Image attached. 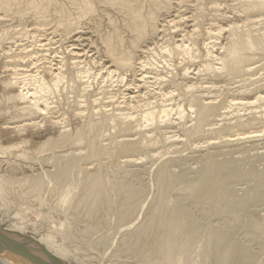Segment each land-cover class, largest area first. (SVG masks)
I'll use <instances>...</instances> for the list:
<instances>
[{"label": "bare ground", "instance_id": "1", "mask_svg": "<svg viewBox=\"0 0 264 264\" xmlns=\"http://www.w3.org/2000/svg\"><path fill=\"white\" fill-rule=\"evenodd\" d=\"M189 1L190 0H0V14H2V18H0V26L6 25V23H8V20H10V21H16V20L23 21V20H26V18H28L29 16L33 17L32 19H34L33 21L36 24L35 26L38 25L37 27H40V28L41 27L42 28L43 27L48 28V26H49V28H48V30H49L51 28L50 25H52V24L56 25L57 24L63 30L64 35L65 34L67 35V38L69 35H75L74 36L75 40L72 39L73 40L72 42L75 43V45H73V47H72L73 52L71 51L72 56L75 60V62H72L73 68L75 69L74 66H76L77 64L81 65V63L83 62V59H85V57H89L88 54L87 55L82 54L83 52L80 51L81 49L80 50L77 49V47H79L76 45L77 42L79 41V39L81 40V38L84 36L81 33L84 30L81 29L82 30L81 32L80 31L78 32V30L81 27V25L86 24L87 22L94 24V27H96L100 33L99 41L101 40V42H99V43L100 44L102 43V46H103L102 52H103V55L105 57L101 56L100 54H98V55H100L101 57H104L103 63H104V66H105L107 74H108L107 77H111V76H114V74H117V76H119V78H120V76L122 77V78H120L121 79L120 81L125 82L124 81L125 76L127 78V75L129 73L131 75L133 74L131 76L134 78L133 81L131 80V82H133V86H132V88H133L135 86V83L136 84L137 83L143 84L147 80L146 76H143V74H141V73H143L142 71L145 68V65H144L145 63H141L142 61L140 62V60L141 59L143 60L144 58L146 59V57L149 59V57L151 55H153V52H155V50H154V48H151V47H153L154 44L155 45L158 44V46H159L161 44V43L160 44L158 43L159 40L162 39L161 42H163V41L166 42L167 39L165 40L164 38L169 37L168 35H169V32L171 29L173 31V28H172L173 26L171 27L170 24H177V22L173 21L175 18L173 20L169 21L172 17L171 14L174 12V9L176 6H178L180 4H187ZM191 1H193V0H191ZM198 1L199 2L201 1L200 3H202L203 0H198ZM245 1L247 2V0H245ZM252 1L253 0L245 3L246 7H247V10H245L246 12H248V11L252 12V10L262 11L264 9V0H257L256 2L254 1V3H251ZM240 2H241V0H240ZM193 3H194V1H193ZM207 3H208V1H207ZM207 3H206V5L210 4V3H208V4ZM225 3H226V1H225ZM242 4H244V3H242ZM195 5L198 6V4H195ZM211 5H213V8L216 7V6H214V3L210 4V6ZM215 5H217V4L215 3ZM222 6H223V4H222ZM242 6H244V5H242ZM207 7H209V6H207ZM232 8H234V7H232ZM205 9H206V7H205ZM186 10H187V8H186ZM187 11L189 12L190 9ZM207 11H208V9H207ZM175 12L177 14L176 10H175ZM194 12H195V10H194ZM190 13L192 15V11ZM195 13H197V12H195ZM242 14H244V13H242ZM197 15H199V14H197ZM222 16H224V15H222ZM181 17H182V15H181ZM196 17H198V16H196ZM224 17H226V16H224ZM179 18L177 17V19H179ZM182 19L184 21L186 18H182ZM192 19H193V23L195 21H197V20H195L196 18H191L190 21H192ZM10 21H9V23H10ZM105 21L107 22L106 29H102V28H104L102 26L104 25ZM187 21H189V20L187 19ZM201 21H203V20H201ZM201 21H199V22H201ZM220 21H221V19H220ZM181 22H182V20H181ZM181 22L179 21L178 24ZM199 22H195V23H199ZM250 22H252V21H250ZM253 22H255V21H253ZM244 23H245V21H244ZM190 24L186 27H189ZM227 24H229V23H227ZM242 24H243V22H242ZM242 24H240V26ZM245 24H244V26H245ZM168 25L171 27V29L168 27ZM89 26L87 28H89ZM176 26H178V25H176ZM182 26H183V24H182ZM199 26L201 28V25H199ZM208 26H210V25H208ZM233 26L234 27L228 28V30L220 29L221 34H223L225 32L228 35L229 41L228 40H226V41H227V43L228 42L230 43V44H228V46L226 44H224V45H226L225 49H224L225 46L224 47L222 46L223 49L219 48V50H222V51L224 50V53L221 52L222 54L220 53V55H219V52L217 54V52L215 51L214 47L216 44H214V43H213L214 44V47H213L214 50L212 49L213 45L211 43V45H212V46L210 45L211 50L208 49V51H207V49H206L207 52L202 51V49L200 48V42L197 40L198 37L200 38L202 36H200L201 35L200 31H198L196 29V27H195V30L199 34H197L196 31L194 33L193 30H190L193 33L192 35H194V34L198 35V36H193L195 39L192 38L191 41L188 40V42H190L192 47H188L187 46L188 43L186 44V46H184V42L187 41V40H185V37L186 36L188 37V35H189L188 33L190 31L188 32V30L183 29V30H185V32H188L187 33L188 35H186V33L183 32L185 34V36H182V39L180 37L177 38L179 40L178 42H180L181 45L178 46L179 44L177 45L176 43H171V41H169L170 44L174 45V49L171 50L167 47L171 51L170 52L166 51V52H169L170 53L169 55L173 56L175 58V60L178 61L177 63L174 61V63H176V64H178L179 62L182 64L183 63L186 64L187 62H189V63L195 62V61H193L194 60L193 58H195V60H196V59H199L203 55L204 56L203 59H205V57H206V58H208V60L212 61L211 63L214 62L217 65H219L218 69H219L220 73L223 72L224 75L223 74L222 75L225 76L224 78L229 77L231 80L232 79L231 77H233V79L235 81H237L235 79L236 77L237 78L238 77L243 78V76L245 77L246 73L247 74L250 73L248 68L251 67V64L249 63L250 67H249V65H247L248 61H249L248 60L249 57H247V55H246L247 52H249L250 54H253L254 56H260L264 59V35H263V33H262V35L260 33L261 36L260 35L254 36L250 30L247 31L245 34H239L238 32H240V31H239L238 27H235L238 25L235 24ZM167 27H168V29H170L169 32H167L168 31V29H166ZM202 27H203V25H202ZM56 28H58V27H56ZM182 28H180V29H182ZM192 28H194V27H192ZM253 28H254V26H253ZM36 29H38V28H36ZM174 29L176 31L175 27H174ZM48 30H46V31H48ZM220 30H218V32ZM7 31H10V30H7ZM7 31L2 32L0 34V42L8 39L11 36L10 33ZM11 31H12V29H11ZM89 31H91V29ZM172 31H171V33H172ZM175 31H173V32L176 33ZM177 31L179 33H181L178 28H177ZM245 31H246V29L244 30V32ZM204 32H206V31H204ZM38 33H40V32H38ZM253 33H255V32H253ZM258 33H256V34H258ZM95 34H97V37H98V33H95ZM87 35H88V33H87ZM92 35H94V34L92 33ZM58 36H60V35H58ZM190 36H191V34H190ZM212 36H213V34H212ZM218 36H220V34ZM32 37H34V36H32ZM70 37H72V36H70ZM214 37H216V35ZM228 37H226L224 39H227ZM212 38L213 37H211V39ZM32 39L33 38H31V40ZM173 39H174V37H173ZM177 39H175V40H177ZM86 40L89 41L87 38H86ZM81 41H83V39ZM93 41H92V43L91 42L90 43L93 44L94 43ZM95 41H97V40H95ZM9 42L10 41H8V43ZM72 42H71V44H72ZM172 42H174V41H172ZM214 42H216V41L214 40ZM205 43H206V41H205ZM203 44H204V42L203 43L201 42V45H203ZM206 44H205V46H206ZM80 45L82 46L83 44H80ZM14 46H16V45H14ZM83 46H85V45H83ZM89 46L91 48V45H89ZM92 46H94V45H92ZM88 47H87V50H89ZM94 48H96V47H94ZM98 48L99 47H97L96 49H98ZM161 48H163V46ZM11 49H13V48H11ZM63 49H64V47H63ZM40 50H41V48H40ZM83 50H85V49H83ZM162 51H164V50H162ZM2 52H5V51H2ZM84 52L86 53V50ZM91 52H92V49H91ZM61 53H62V51H61ZM93 53L97 54V51L94 52V50H93ZM93 53H91V54H93ZM204 53H206V54H204ZM161 54H162V52H161ZM50 56H52V55H50ZM100 56L94 55V58L95 57L101 58ZM43 57H44V55H43ZM17 59H16V61H18ZM60 59H62V58H60ZM88 59L90 62L91 61L90 58H88ZM95 59L98 60L97 58H95ZM95 59H93L94 62H95ZM170 59H172V57ZM254 59L255 58H253V60ZM256 59H257V57H256ZM208 60H206V62H208ZM100 61H102V60H100ZM100 61H98V62L96 61L97 63H95V65H97ZM148 61L151 62L150 59ZM216 61H218L220 63L218 64ZM257 61H258V59H257ZM40 62L43 63L44 61L43 62L40 61ZM138 62H140V63H138ZM154 62H155V60H154ZM57 63H59V62H57ZM70 63H71V61H70ZM70 63H68V64H70ZM84 63H86V62L84 61ZM62 64H64V63L62 62ZM91 64H92V62H91ZM91 64H90V66H91ZM165 64H167V63H165ZM149 65H150V63H149ZM169 65H171V64H169ZM174 65L175 64H173V66ZM261 65L263 66V64H261ZM62 66H65V65H62ZM62 66H60V67H62ZM70 66L72 67V65H70ZM86 66H88V68H89V64H86ZM100 66H101V63H100ZM253 66H255V65H253ZM55 67H57V66H55ZM146 67H147V65H146ZM201 67H204V66H201ZM215 67L213 64H210L206 68L204 67L205 70H204V68H203V70H204V72L207 71L210 73V72L216 71L217 68H215ZM7 68H9V67H7ZM77 68H78V66H77ZM77 68H76V70H74L75 72L77 71ZM186 68H188V70H189V67H186ZM186 68L181 69L182 72L180 75H182V74L187 75L190 72V71L188 72V70ZM50 69H51V67H50ZM64 69H65L64 67L62 70L59 67H58V69L55 68V70L52 69L51 74L53 77H51V78H53V80L55 82L52 79H50V81H53L54 83L50 82L52 84L48 85L44 79H43V81L41 79L42 82L41 81L39 83L35 82L37 84L35 85V88H33V89H30L29 88L30 85L28 86V84L25 83L26 79L16 80L14 83H13V81L12 82H8V81L5 82L4 83L5 92H4L3 99L0 102V105L2 106V109H1L2 111L1 110L0 111L2 112V114L7 115L9 117L11 116L12 119H14V121H18L16 119H24L25 118L27 121H29L33 125L32 127H35V126L40 127V125H38L39 123H37V122L33 123V122L35 120L38 121L37 119H39V121H40L42 116H43V118H42L43 120H47L46 118L44 119V116L47 115L49 113V110H50L51 104L48 101H50L54 95L59 93V89H62V88H59V83L60 82L63 83L62 80L65 79V76H69L68 78L70 79V81L72 83H74L75 85H77V87L78 86L80 87L79 84L82 83L83 80L90 75V74H87L88 75L87 76L85 74L86 76H84L83 75L84 73H82V72H77V73L74 72V74H73V73L68 71V68L66 69V71H68V72L64 74V71H63ZM78 69L79 70L80 69L86 70L87 68L85 69V67H83V68H78ZM89 69L92 70L91 67ZM145 69H144V71H145ZM175 69H177V68H175ZM101 70H103V69H101ZM171 70L174 71L173 68ZM178 70H179V68H178ZM194 70H196V69H194ZM104 71H105V69H104ZM159 71H160V69H159ZM173 71L171 72L172 74L174 73ZM139 72H140V74H139ZM198 72H200V71L198 70ZM201 72H203V71L201 70ZM88 73H90V71H88ZM178 73H180V72H178ZM216 73H218V71H216ZM14 74H16V73H14ZM137 74H139V75H137ZM155 74H156V72H155ZM165 74H166V71H165ZM168 75H170V74H168ZM180 75H178V76H180ZM211 76H212V74H211ZM223 76L221 77L222 79H224ZM240 76H242V77H240ZM102 77H103V75H102ZM152 77H155V76H152ZM164 77H162V78L164 79ZM185 77L187 78V76H185ZM31 78L34 79L33 77H31ZM162 78H160V79H162ZM170 78H172V77H170ZM114 79H115V77H114ZM152 79H154V78H152ZM155 79L158 80L157 78H155ZM87 80H89V79H87ZM178 80L176 77H174L169 81H165V80H163V81H165V84L167 82L166 85L169 86L167 90L174 89V88H176V90H180V89L183 90V88L185 89L186 87H188V88L190 87L189 85L188 86L186 85V87L183 86L185 84H181ZM230 80H229V82H230ZM262 80H261V82L263 83ZM120 81H118V82H120ZM126 81H127V79H126ZM86 82H84V83H86ZM88 82L86 85H87V87H90V85L88 86V84H89ZM115 82H116V80H115ZM155 82H157V81H155ZM161 82H162V80H161ZM161 82H159V83H161ZM30 83L31 82H29V84ZM61 83H60V85H61ZM32 84H34V82H32ZM127 84L128 83H126V85ZM138 84L136 85L137 87L135 89H132L131 85L130 86L125 85V87H127V89H126L127 91L126 90L125 91L128 92V94L130 96L129 98L131 100H133L137 95L139 98V94L142 93V91L140 92V88H141L140 86L141 85L139 86ZM15 85H19V86L23 85V87L20 86L21 90L18 94L12 95L10 93V90L13 89V87H15ZM70 85H72V84L70 83L69 86ZM194 85H196V84H194ZM194 85L193 86L191 85V87L189 89L187 88L190 91V93L193 90L192 87H194ZM208 86L210 87V85H208ZM254 86H256V85H254ZM257 86H258V84H257ZM61 87H62V85H61ZM71 87H73V86H71ZM81 87H83V86H81ZM104 87H106V86H104ZM223 87H225V86H223ZM258 87H257V90L261 88V87L260 88H258ZM74 88H76V87H74ZM83 88H86V87H83ZM195 88H196V92L198 91V93H199V90L201 91V89H202L201 87H197V86H195ZM197 88H199V90H197ZM262 88L263 89H261V90L264 91V87H262ZM69 89H70V87H69ZM82 90L83 89H81V91ZM133 90L136 91V92L134 91L136 94L135 97H132V94H134ZM185 91H186V89H185ZM262 91L258 90L259 94L255 98V100H252L251 99L252 97L251 98H240L237 100L234 99L232 101L229 99L231 102L228 103L229 106L226 108L236 109V112H237V109H239V110L240 109L241 110L246 109V112H247V109L250 110L252 108H255L258 104L263 105V103H264V92L262 93ZM103 92H104V90H103ZM166 92L167 91H164L163 93H166ZM180 92H181V90H180ZM255 92H256V90H255ZM64 93H66V92L64 91ZM69 93L70 92H68V95H69ZM122 93L123 92H121V94ZM158 93L160 94V92H158ZM158 93H157V95H158ZM190 93L188 95H190ZM198 93H196V95L191 94L192 95V96L190 95L191 97H188L185 94H184L185 96L183 95V97L187 96V98H190V99H187L188 103H189L188 105L190 106L189 110L193 114L195 113V116H196V117L191 116L193 118V120H194V118L196 119V120H194L195 121V127H194V124L193 125L191 124L194 128H191L192 126L190 125L191 130L189 131L188 129H190V128L187 126L188 132L186 131V128H185L186 133L188 135H190L191 137L193 136L192 138L202 137V136L207 135V134H211V136H212V134L214 135L215 132H213V130H214V127L216 128V126H214V127L212 126L213 130L210 127H209L210 129H208L206 127H208L210 125H214L213 123H215V121L214 122L212 121L213 118L215 119V117H216L217 121H218V119H219L218 116L221 118L223 117L222 115H219L220 108L222 106L221 107L217 106L218 104L215 105L214 102L209 100L210 98L204 99V97H202V98L200 97L201 95L197 96ZM229 93H230V91H229ZM60 94H63V93L61 92ZM108 94H110V92ZM142 94L143 95H140V97L144 96L146 93L145 94L142 93ZM254 94H256V93H254ZM57 95H59V94H57ZM163 95L165 96V94H163ZM80 96H81V94H80ZM119 96L120 95H118V97ZM167 96H168V94L166 95L165 99H167ZM121 97L123 98V96H121ZM127 97H128V95H127ZM158 97H159V95H158ZM58 98H60V97H58ZM205 98H207V97H205ZM217 98H219V97L217 96ZM94 100H95V98H94ZM164 100H163V102H164ZM223 100H224V98H223ZM226 100H227V98H226ZM154 101L155 100L153 99V102ZM171 101H170V103H171ZM183 101H184V99H183ZM185 101H186V99H185ZM136 102L139 103L138 101H136ZM142 102H144L143 99H141L140 103H142ZM150 102L151 101L145 102V103H148V104H145V107L146 108L148 107L147 110H144L142 112H140V110H139L138 112H135L137 114L139 112L142 114L140 119L142 120V122L144 124H147V126H145V127H148V125H150V124H151L150 126H152V125L155 126L154 124H156V123H159V125H161L162 122L163 123L165 122L164 120L171 118L172 112L174 113L176 111L177 116L179 115L178 117H180L181 114L184 115V113H185V110L184 111L182 110L183 111L182 112L180 109L183 107L182 105H181L182 107L179 106V108L174 111L173 108L169 107L170 103L168 104L169 108H167V106H164V105L162 106L161 103H159L161 105V108H159L158 112H156L157 111L156 109H155L156 111H154L155 107L154 108L152 107V105H154V104H151L152 102L151 103ZM163 102H162V104H163ZM118 104H119V108H120L121 104L119 102H118ZM127 104L128 103L126 102V106H127ZM133 104L134 103L131 104L130 111H132V105ZM86 106L89 107V105H86ZM114 106H113V108H114ZM126 106H123V108ZM129 106L130 105H128L127 108ZM137 106H139V105L137 104ZM155 106L158 107L157 104ZM177 106L178 105H176L175 107L177 108ZM189 106H187V107H189ZM121 107H122V105H121ZM133 107H134V105H133ZM14 108H16V109H14ZM226 108H225V110H226ZM258 108L260 109V106L259 107L257 106L256 109H258ZM124 109L121 108L122 111ZM135 110L137 111V109H134V111ZM239 110H238V112H239ZM261 110H263V109H261ZM98 111H99V109H98ZM130 111L128 110V112H130ZM91 112L89 111L88 113H91ZM124 112H126V111H124ZM118 113H119V111H118ZM120 113H121V111H120ZM132 113H134V112L132 111L131 115L130 114H128L127 116L125 115L126 117L123 116L124 119L126 118L127 119L126 121H128V122H125V120H123V117H121L122 116L121 114L119 115L122 118V121L120 120V118L118 119V123H119L118 124L119 126H117V127H119V130H118L119 134L118 135L120 136L121 139L123 137H125V138H123L122 141L121 140L118 141V137H117L118 135H116L117 133L115 134L116 136L115 135L110 136V134H109L110 133V126H109L110 122L115 121L113 119H112V121L110 119H107V118H110L111 116L110 117L108 116L107 118L105 117L101 121L99 120L100 122L96 121V123L88 120L86 125H84L82 127V129H79L76 133H74V132L73 133H67V132L64 133V131L62 130L61 134L64 133L62 136H60L58 138L56 137V138H54L55 139L54 141H52V142L49 141V144L44 145V146H46L47 151L52 152L51 154L49 153L51 156L49 157L48 160H52V162H53L52 168L55 169L54 173H47L46 172V174L41 173L39 175L37 174L36 176L30 175L28 177L26 175V177H24L22 179H21V177H23L24 175L19 177L20 175L18 174L19 175L18 178H20L19 180L12 179V177H14V176L7 177V175H8L7 174L6 177L0 179V206H2L3 208H5V207L9 208L8 206H13L15 204H20L21 206H23L22 210L20 211L21 215H22L20 222H18L17 220L13 221V222H9L10 224H7L5 228L0 229V233L4 236V238L0 239V249H2V250H0V264H51V262L44 255V253L39 248V246H42L44 248V250L46 252H48L59 264H95V262H97V261H94L95 257L98 258L96 260H99L103 257L102 255L105 252L109 255V251L113 252L114 258H116V259L122 258L123 264H264V169H259L257 166V164H259L261 161L264 160V152H263L264 151V141L261 138H260L261 140L260 139L257 140L259 138L258 137L259 134L248 132V134L246 133V134H241V135H237V136H235L236 135L235 134L232 136L230 133V136L231 137L235 136V138L234 139L230 138V140H229V137L227 136L228 139H225V138H227L225 136V138H224L225 144L224 143L223 144L227 145V148H228V146H236L238 148V150H241L239 148L242 147V150H241V152H242V151L247 149V148L246 149L244 148L247 144L256 145V143H260L259 146H261L262 148H260V147L259 148H260V150L262 149V152L261 151L255 152V150H254L255 154H253L254 152L253 153L250 152V154H249V151L248 152L245 151V153H247L249 155L244 157V158L242 156H241L242 158H239V156L237 158L236 157H228L227 155H229L230 152H229V154L227 152H225V155L227 153V155H226L227 158L223 154L219 155L216 152H211V153L209 152L210 154H207V155L204 154V156L201 157L202 158L201 160L203 161L201 164L202 166H200V164L198 166L197 165L198 163L196 164L198 166L197 169L199 168L198 170H196V171L195 170L193 171L192 169H184L183 170V168H182L177 173L176 171L175 172L173 171L174 169H172V167L175 164L183 162L181 155H180L181 158L180 157L174 158L177 154L180 153V152L177 153L179 150H177V152L175 150V152L177 154H174L175 156L173 158L171 157L170 159H168L169 158L168 157L167 158L168 160H165V161H163V159H162V161H163L162 164H161V162L159 163V160L164 157L163 155L160 156L161 157L160 159H159V156L157 158L156 155L152 154V153H154L152 151H150V153H149L150 155H148L149 148L152 149L153 147H158L160 145L159 144L160 142H158L160 140L157 139V135H159L160 133L159 134H156V133H158L162 130L161 126L163 124L161 126L156 124L157 127L158 126L161 127V130H160V128H155V130H153V128H151V130L155 131V132H152V131L151 132L156 134V135L154 134L156 136V139L155 138L152 139L153 137H155L154 135H151V136H153L152 138H150V137L148 138V136H146L147 132L142 131V128H145V127H143L140 124V123H142L141 120H140V122H139V120L136 121L137 118L134 119L135 117L132 116ZM192 113L190 115H192ZM227 113H229V112H227ZM227 113L225 115H227V117H229L230 115ZM82 114H83V112H82ZM126 114H127V112H126ZM220 114H222V113H220ZM231 114H232V112H231ZM77 115H78V113H77ZM91 115H93V113H91ZM139 115L140 114H138V116ZM255 115H256V113H255ZM73 116H75V115H73ZM172 116H174V114H172ZM260 116L264 118V115L261 114ZM115 117H117V116L115 115ZM178 117H176V118H178ZM259 117L256 116V118H255V116H254L253 119L246 121L244 123L240 121L241 119L239 121L237 120L238 124L235 125L236 127L234 129H236V128H239V129L245 128L246 129L249 127H253L255 122L258 123L261 121ZM81 118H80V120H81ZM87 118H89V116H87L85 119L87 120ZM183 118H185V115ZM225 118L224 119L222 118L220 120H226ZM236 118H237V116H236ZM257 118L260 121H258ZM182 119L180 118V120H182ZM134 120L136 122H133ZM168 120H170L168 122H172L171 119H168ZM182 121H184V120H182ZM211 121L213 122L212 124H211ZM19 122H20V120H19ZM29 122H27V123H29ZM43 122L46 123V121H43ZM190 122H192V120L189 121V123ZM218 122H220V121H218ZM222 122L224 123V121H222ZM225 122L228 123L227 121H225ZM115 123H116V121H115ZM112 124H113V122L111 123V125ZM171 124L173 125L174 123H171ZM177 124H179V123H177ZM232 124H233V122H232ZM168 125H169V123H168ZM216 125H218V124H216ZM175 126H176V123H175ZM231 126L233 127L234 125H230L229 128H228V126L225 128H227V130H229V132H230L232 129ZM18 127H19V125H18ZM54 128H55V126H54ZM140 128H141V130H140ZM145 129H143V130H145ZM183 130H184V128H183ZM162 131H161V133L163 134ZM172 131L174 132V130H172ZM107 132H109L108 133L109 137L107 136ZM148 132L151 134L150 130ZM165 134H168V133H165ZM138 135L143 136L144 140L143 141L131 140L134 136H138ZM188 135H187V137H188ZM105 137L110 138L108 140L109 141L108 145L102 144L103 143L102 140ZM162 138H165V136ZM171 138H174V137L172 136ZM171 138H170V140H171ZM175 138L177 139V137H175ZM138 139H141V138L139 137ZM165 139H164V141H165ZM167 139H169V137ZM224 139H222V140H224ZM170 140L169 141L167 140V141L170 143ZM29 141H31V140H29ZM181 141H183V140H181ZM24 142H26V141H24ZM163 142H162V144H165V142L164 143ZM168 142H166V143H168ZM197 142H198V139H197ZM205 142H207V141H205ZM209 142H208V144H209ZM175 143H179V142L175 141ZM214 143H215V141H214ZM21 144L25 145L23 142H21ZM162 144H161V146H162ZM184 144H185V142H184ZM215 144H211L210 147H212V146L215 147ZM16 145L17 144H15V146H13L10 149H6L2 145L3 148L2 147L0 148V154L4 156V155H10V154L15 155V154L23 153L24 152L22 150L23 148L20 149V147H18L20 145H17V146ZM28 145H30V144L28 143ZM77 145H78V147L80 145L86 146L87 153L85 150V151H83L86 153L85 155L83 152H82L83 154L79 152L82 155H78L75 151L77 149H78V151H79V149L81 151L82 148H81V146L78 148ZM179 145H182V143H179ZM33 146H34V144H33ZM38 146H40V145L38 144ZM74 146H76V148H77L76 150H74V148L72 149V147H74ZM171 146H172V144H171ZM216 146H217V144H216ZM6 147H8V146H6ZM23 147L25 148V146H23ZM183 147H186V146L184 145ZM168 148H170V147H168ZM193 148H194V146H193ZM231 148H233V147H231ZM243 148H244V150H243ZM252 148H254V147H252ZM146 149L148 152H147V156H145V157L148 159V160L147 159L146 160L149 161V163H151L150 165H152V164L155 165L157 163L156 166H158L159 164H161L160 167H157L155 180L153 182V187L155 188L154 191L156 192V194L153 195V198L151 197L152 200H150V201H147L148 198H146V196H147L146 190L148 189V187H147L148 185L147 186L145 185L147 189L144 187V189H145L144 190L142 188L143 184L141 183V180H140L143 177L142 178L139 177V175H140L139 173L142 172L141 169L144 168V166H141L139 164L140 159L142 160V158H140L138 153H140V152L143 153L144 150L146 152ZM161 149H162V147H161ZM255 149H258V147L257 148L255 147ZM25 150H26V148H25ZM168 150H170V149H168ZM208 150H209V148H208ZM31 151H33V150H30V151L28 150L26 152L29 153ZM227 151H229V150H227ZM200 152H202V151H200ZM217 152H218V150H217ZM36 153L37 152H35L34 154L37 155ZM213 153H216V154H213ZM222 153H224V152H222ZM135 154H138L140 159H138L137 155H135ZM169 154H170L169 156H171L173 153L171 154L169 152ZM251 154H253V155H251ZM38 155H39V153H38ZM38 155H37V157H38ZM22 156L23 155L21 154V157ZM25 156H26V154H25ZM25 156L22 158L24 159ZM32 156H33V154L29 153L27 157L30 159V158H33ZM104 156L105 157L108 156V158H105L104 163H106V159H108V161L110 162L109 166L107 167L106 170L105 169L103 170V168L101 166H99V167L97 166L98 168L95 166L92 169V171L90 170L91 168L90 169H88L89 167L86 168V166H90V164H92V162H93V166H94V162L99 163L100 161H102L104 159ZM186 156L187 155H185V158H188ZM198 156H200V155H198ZM224 156H225V158H224ZM230 156H233V155L230 154ZM123 158L126 160L124 161ZM0 159H1V157H0ZM4 159H5V157H4ZM34 159H36V157ZM38 159H40V158H38ZM120 159H122L123 162H121ZM42 160H43V158H42ZM42 160H41V162H43ZM34 161H36V160H33L32 163H34ZM246 161L251 162V167L248 164L250 170H245L246 168H248V166H246V168L244 169V167L246 165ZM189 162H193V161H189ZM243 162L245 165L242 164ZM13 163L15 164V162H13ZM8 164L10 165V163H8ZM102 164H103V161L101 162V165ZM97 165H100V163ZM103 165H105V164H103ZM147 165L148 164H146V167H147ZM18 166H20V165H18ZM188 166L190 167V165H188ZM148 167H149V165H148ZM153 167L154 166H151V168H153ZM4 168H5V166H4ZM17 168H19V167H17ZM30 168H32V167H30ZM95 168H97V169L95 170ZM19 169H17V170L19 171ZM128 169H129V171H128ZM13 170H14V168L12 167L10 172ZM138 170H140V172ZM45 171H47V170H45ZM120 171H121V173H124V171H125L126 174L124 173L125 175H123V174L120 175ZM150 171H152V170L150 169ZM48 172H49V170H48ZM15 173L17 174L18 172H15ZM15 173H13V174H15ZM146 173L147 172H144V174H146ZM5 174H4V176H5ZM142 174H143V172H142ZM196 174L197 175L199 174V175L196 176ZM151 177H152V175H151ZM138 178H140V179H138ZM144 178H145V176H144ZM138 180H140L139 182L141 183L140 185H142L141 186L142 189L138 187L139 186ZM143 180H145V179H143ZM244 180L248 181V183H246L247 185L249 183H251L248 190L245 187L244 188L246 190H244L243 188L240 190L238 188L239 191H238V189L234 188L237 185L239 186V183H241ZM135 181H137V182L135 183ZM146 183H147V181H146ZM135 184L138 186H136ZM144 184H145V182H144ZM150 185H152V184H150ZM242 187H243V185H242ZM149 194H150V192H149ZM148 196H150V195H148ZM7 208H5V209H7ZM31 209L36 211L37 215H38V222L33 223V224H31L30 222L27 221V217H28L27 212ZM47 216L50 217L51 222H50V224L47 225V228L44 230V233H39V228L42 225L40 223V221ZM11 247L18 250L22 255L18 254L14 250H11L10 249ZM105 254H104V256L107 255V254L106 255ZM93 256H95V257L93 258ZM110 256L111 257H109V258L114 260L112 258V253ZM122 260L120 259V261H122ZM101 261L103 262V259L100 260L99 262H101ZM118 261H117V263H118ZM99 262H97V263L98 264L104 263V262L103 263H99Z\"/></svg>", "mask_w": 264, "mask_h": 264}, {"label": "rangeland", "instance_id": "2", "mask_svg": "<svg viewBox=\"0 0 264 264\" xmlns=\"http://www.w3.org/2000/svg\"><path fill=\"white\" fill-rule=\"evenodd\" d=\"M193 1H194V3L195 4H198V6L197 5H195L194 3H193ZM193 1H189L187 4H180V5H178V6H176L175 7V9H174V12L171 14V16L173 17H171V19L169 20V21H171V20H173L174 18L177 20H173V21H175V22H177V24H170L171 25V27L173 28V31H175V29H174V27L176 28V33H174L173 31H172V29H171V27L168 25V27L171 29H168V27L166 28V29H168V31L167 32H169V30H170V32H169V37L168 38H164L165 40H166V42L165 41H163V42H161L162 41V39L161 40H159V46H158V44H154L153 45V47H151V48H154V50H155V52H153V55H151L150 57H149V59H150V61L151 62H149L148 60V58L146 57V59L144 58L143 60L141 59L140 60V62L141 63H145L144 65H145V71H144V69H143V73H141V74H143V76H146V78H147V80H146V82H144L143 84L141 83V84H138L141 88H140V92L142 91V93H146L144 96L146 97H144V96H141L140 97V95H143L142 93H140L139 94V98H138V95L136 96V94H135V90H133V92H134V94H132V97H135L133 100H131L129 97V94H128V92H126L127 90V87H125V85H126V83H128L126 86H130L131 85V88H132V86H133V82H131V80L133 81L134 80V78L133 77H131L132 75L129 73L128 75H127V78H126V76H125V78H124V81L126 82H121L120 80V78H122L121 76H120V78H119V76H117V74H114V76H111V77H107L108 76V74H107V71H106V68H105V66H104V55H103V46H102V43L100 44L99 42H101V40L99 41V37H100V33H99V31H98V29L96 28V27H94V24H91V23H89V22H87L86 24H83V25H81V27L79 28V30H78V32L80 31H82V30H84L83 32H81L84 36L81 38V40L83 39V41H81L80 39H79V41L77 42V46H79V47H77V49H81L80 51H82L83 53L82 54H85V55H89V57H85V59H83V62L81 63V65H76V66H74L75 67V69L73 68V64H72V62H75V60H74V58H73V56H72V47H73V45H75V43H73L72 41V39H74L75 40V38H74V36L75 35H69L68 36V38H67V35L65 34L64 35V32H63V30L56 24H52V25H50V29L48 30V28H49V26H48V28H45V27H37V26H35L36 24H35V22L33 21L34 19H32L33 17L31 16H29L28 18H26V20H23V21H18V20H16V21H10V20H8V23H6V25H3V26H0V34L2 33V32H6L7 30H10V31H7V32H9L10 33V37L8 38V39H6V40H4V41H2V42H0V44L2 45H0V102H1V100L3 99V96H4V92H5V88H4V83L5 82H12L13 81V83L16 81V80H23V79H26V81H25V83L26 84H28V86H29V88L30 89H33V88H35V85L37 84V83H35V82H40L41 81V79H42V81H43V79L46 81V83L48 84V85H50V84H52V83H54L55 81L53 80V78H51V77H53L52 76V74H51V72H52V69L53 70H55V68L56 69H58V67L59 68H61V70L63 69V67L65 68L63 71H64V74L65 73H67L68 71L69 72H71V73H73L74 74V70H76V68H77V66H78V68H83V67H85V69L86 70H84V69H78L77 68V71L75 72V73H77V72H82V73H84L83 75L84 76H86L87 74H90L88 77H84L85 79L83 80V82L82 83H80L79 85H80V87L81 86H83V87H86V88H83V87H77V85H75L74 83H72L71 81H70V79L68 78L69 76H65V79L64 80H62L63 81V83H61V85H62V87H61V85H60V83H59V88H62V89H59V93H57V94H59V95H54L52 98H51V100L50 101H48L51 105H50V110H49V113L47 114V115H45L44 116V119L46 118L47 120H43L42 118H43V116H42V118H41V120L39 121V119H37L38 121H34L33 123H39L38 125H40V127L39 126H35V127H32L33 125L29 122V121H27L25 118V120L24 119H16V120H18V121H14V119H12V117L10 118L9 116H7V115H3L2 114V106L0 105V148L2 147L3 148V146H4V148H6V149H10V148H12L13 146H15V144H17V145H20V146H18V147H20V149L21 148H23L22 150L24 151L23 153H21L23 156L22 157H24L25 156V154H26V156H25V158L23 159L22 157H21V154H10V155H1L0 157H1V159H0V179H2V178H4V177H6V175H7V177H12V176H14V177H12V179H17V180H19L20 178H18V176L19 177H21V176H23V177H21V179L22 178H24V177H26V175H27V177L28 176H33V175H39V174H41V173H45L46 174V172L47 173H54V171H55V169L54 168H52L53 167V165H52V160H48L49 159V157L51 156L50 154L52 153V152H49V151H47V149H46V146H44V145H46V144H49V141L50 142H52V141H54L55 139L54 138H58V137H60V136H62L65 132H67V133H76L79 129H82V127L84 126V125H86V123L88 122V120L89 121H93V122H95L96 123V121L98 122L99 120L101 121V120H103V118H107L108 116L110 117V118H107V119H110L111 121H112V119L113 120H115L116 121V123H115V121H112L113 122V124L111 125V123L112 122H110V133L109 132H107V136H108V133L110 134V136H114L116 133V135H118L119 134V127H117V126H119L118 124V119L120 118V120L122 121V118L121 117H126L128 114H130L131 115V112L133 111L134 113L135 112H138L139 110H140V112H142V111H144V110H147L148 109V107L146 108L145 107V104H148V103H145V102H149V101H151L150 103L151 104H154V105H152V107L154 108V111H156V112H158V110H159V108H161V105L163 106H167V108H173L174 109V111L175 110H177L178 108H179V106H181L182 108H180L181 109V111L183 110H185V113H184V115H185V118H183L184 117V115H182L181 114V116L180 117H178L177 116V114H176V111L173 113L172 112V114H174V116H172V114H171V118H168V119H171V121L172 122H168V121H170V120H164L165 122V124L162 122L161 123V125H159V123H156V124H158L159 126H161L162 127V130H161V127H157L156 126V124H154L155 126H150V125H148V127H145V126H147V124H144L143 122H142V120L140 119V117H141V113L139 112L138 114H140L139 116H138V114L137 113H132V116L133 117H135L134 119H136V121H138L139 120V122H140V120H141V122L143 123H140L143 127H145V128H142V131H145V132H147V135L146 136H148V138L150 137V138H152L153 136H151V135H154L155 133H152V132H155V131H153V130H155V128H160V130L163 132V134L161 133V131L160 132H158V133H156V134H159V135H157V139L158 140H160V141H158V142H160L158 145L160 146H158V147H153L152 149L151 148H149V152L147 151V149H146V152H145V150L143 151V153L142 152H140V153H138L139 154V156H140V158H142V160L139 158V156H138V154H135V155H137V157H138V159H140V162H139V164L141 165V166H144V168H142L141 169V171L143 172V174H142V172L141 173H139L140 172V170H138L139 172V177H143L142 179H140V178H138V179H140L141 180V183L143 184V189H144V187L146 188V186L148 187V189L146 190V193H147V196H146V198H148L147 199V201H150V200H152L151 199V197L153 198V195H155L156 194V192L154 191L155 190V188L153 187V182H154V180H155V176H156V170H157V167H160V165L162 164V162L163 161H165V160H168V159H170L171 157L173 158L175 155L174 154H177V153H179V154H177L174 158H179L180 157V155H181V157H182V160H183V162H180V163H178V164H175V165H173V167H172V169H174L173 171L175 172H177L178 173V171L180 170V169H182L183 168V170L184 169H192L193 171L195 170H198L197 169V167L199 166V164H200V166H202L201 164H202V156H204V154L205 155H207V154H210L211 152H216L217 154H219V155H225V152H227L228 154H229V152H230V154H232L233 156H230V154L229 155H227V153H226V155L228 156V157H238L239 156V158H244V157H246V156H248L249 154H250V152L251 153H253L254 152V150H255V152H257V151H261L262 152V149L260 150V148H262L261 146H259L260 145V143H256V145H251V144H247L244 148L246 149V150H244V148H243V150L244 151H242L241 152V150H242V147H240L239 149H241V150H238V148L236 147V146H228V148H227V145H224L225 144V139H228V137H229V140H230V138L232 139H234L235 138V136H237V135H241V134H248V132H250V133H257V134H259L258 135V139L257 140H259L260 138L264 141V118L263 117H261L260 115L262 114V115H264V103H263V105L262 104H258L257 106L259 107L260 106V109L258 110V109H256L257 108V106L255 107V108H252V109H247V112H246V109H237V112H236V109H228V108H226V107H228L229 106V104L228 103H230L232 100H234V99H240V98H251L252 100H255V98L258 96V94H259V92H258V90L259 91H262L261 89H263L262 87H264V59L262 58V57H260V56H254L253 54H250L249 52H247V57H249V61H248V64L247 65H249V67H250V64H251V67L250 68H248L249 69V71H250V73L249 74H245V77L243 76V78H235L237 81H235L234 79H233V77H231L232 79V81L230 80V78L229 77H227L229 80H230V82H229V80L227 79V78H224L225 76H223L224 74H223V72H221L220 73V71H219V69H218V67H219V65H217L216 63H211L212 61H210V60H208V58H206L205 57V59L206 60H208V62H206V60L205 59H203L204 58V56L202 57H200L199 59H196L195 60V58H193L192 60L193 61H195V62H187L186 64L185 63H178V64H176L178 61H176L175 60V58L173 57V56H171V55H169L170 53V51L172 50V49H174V45L173 44H170V42L169 41H171V43H176L178 46H180L181 44H180V42H178L179 40L177 39L178 37H180L181 39H182V36H185V34L184 33H186V35H188V37L186 36L185 37V40H187L186 42H184V46H186V44H187V46L188 47H192L191 46V44H190V42H188V40H192V38H194L193 36H198L197 34H199V33H197V31L195 30V27H196V29L198 30V31H200V36H204L203 38L202 37H198V41L200 42V48L202 49V51L203 52H207L208 51V49L209 50H211V46H212V49L214 50V48H215V51L217 52V54H218V52H219V55H220V53L221 52H223L224 53V50L222 51V50H219V48L221 49L222 48V46L224 47V49L226 48V45L228 46V44H230L229 42L227 43V41L226 40H228L229 41V37H228V35L224 32L223 34H221L220 32H221V30L220 29H223V30H228V28H230V27H234L233 25H235V24H237L238 26H235V27H238V29H239V31L240 32H238L239 34H245L247 31H251L252 32V34L254 35V36H259L260 35V33H261V35H262V33H263V35H264V9L262 10V11H259V10H252V12H250V11H248V12H246L245 10H247V7H246V4L245 3H247V2H250L251 0H247V2L245 1V0H241V2H240V0L238 1V0H203L202 1V3H200L198 0H193ZM207 1H208V3H210V4H212V3H214V6H216V7H214L213 8V5H211L210 6V4H208L207 3ZM219 1V2H218ZM225 1H226V3H225ZM237 1V2H236ZM254 1L256 2L257 0H253L251 3H254ZM197 2V3H196ZM208 4V5H206V3ZM230 2V3H229ZM215 3L217 4V5H215ZM242 3H244V4H242ZM222 4H223V6H222ZM226 4V5H225ZM194 5V6H193ZM206 5V6H205ZM225 5V6H224ZM237 5V6H236ZM241 5V6H240ZM242 5H244V6H242ZM207 6H209V7H207ZM227 6V7H226ZM191 7V8H190ZM205 7H206V9H205ZM221 7V8H220ZM223 7V8H222ZM226 7V8H225ZM232 7H234V8H232ZM246 7V8H245ZM186 8H187V10H189L190 9V11L188 12L187 10H186ZM204 8V9H203ZM212 8V9H211ZM229 8V9H228ZM185 9V10H184ZM207 9H208V11H207ZM175 10L177 11V14H176V12H175ZM194 10H195V12H197V13H195L194 12ZM227 10V11H226ZM192 11V15H191V12ZM242 11V12H241ZM257 11V12H256ZM195 14H194V13ZM234 12V13H233ZM201 13V14H200ZM208 15H207V14ZM242 13H244V14H242ZM176 14V15H175ZM190 14V15H189ZM197 14H199V15H197ZM240 14V15H239ZM1 16H0V18H2V14H0ZM174 15V16H173ZM178 15V16H177ZM181 15H182V17H181ZM189 15V16H188ZM198 16V17H196V16ZM201 15V16H200ZM222 15H224V16H226V17H224V16H222ZM231 15V16H230ZM239 15V16H238ZM215 16V17H214ZM230 16V17H229ZM177 17L179 18V19H177ZM188 17V18H187ZM208 17V18H207ZM182 18H186L184 21H183V19ZM191 18H196L195 20H197V21H195V22H199V21H201V20H203V21H201V22H199V23H193V19H192V21H190L191 20ZM207 18V19H206ZM219 18V19H218ZM260 18V19H259ZM263 18V19H262ZM187 19L189 20V21H187ZM220 19H221V21H220ZM257 21H256V20ZM181 22V20H182V24H183V26H182V24L181 23H179L178 24V22L179 21ZM9 21H10V23H9ZM31 21V22H30ZM224 21V22H223ZM244 21H245V23H244ZM250 21H252V22H250ZM253 21H255V22H253ZM22 22V23H21ZM174 22V23H175ZM242 22H243V24H242ZM190 24V26L189 27H186V26H188L189 24ZM204 23V24H203ZM227 23H229V24H227ZM233 23V24H232ZM185 24V25H184ZM188 24V25H187ZM227 26H226V25ZM240 24H242L243 26H244V24H245V26L243 27L242 25V27L240 26ZM258 24V25H257ZM16 27H15V26ZM27 27H26V26ZM90 25V26H89ZM106 25H107V22L105 21V23H104V25L102 26V27H104V28H102V29H106ZM176 25H178V26H176ZM196 25V26H195ZM199 25H201V28H200V26ZM202 25H203V27H202ZM208 25H210V26H208ZM25 26V27H24ZM30 26V27H29ZM32 26V27H31ZM89 26V28H87ZM183 28H182V27ZM194 27V28H192V27ZM253 26H254V28H253ZM6 27V28H5ZM35 27V28H34ZM56 27H58V28H56ZM191 27V28H190ZM208 27V28H207ZM247 27V28H246ZM9 28V29H8ZM18 28V29H17ZM25 28V29H24ZM36 28H38V29H36ZM40 28V29H39ZM55 30H54V29ZM86 28V29H85ZM96 28V29H95ZM177 28L179 29V31L181 32V33H179L178 31H177ZM180 28H182V29H180ZM190 28V29H189ZM200 28V29H199ZM2 29V30H1ZM11 29H12V31H11ZM24 29V30H23ZM82 29V30H81ZM91 29V31H89V30ZM94 29V30H93ZM183 29H185V30H188V32L190 31V30H193L194 31V33H195V31H196V33L197 34H194V35H192L193 33H192V31H190L189 33L188 32H185V30H183ZM206 29V30H205ZM216 29V30H215ZM220 30L219 32H218V30ZM246 29V31L244 32V30ZM27 30V31H26ZM37 30V31H36ZM45 30V31H44ZM46 30H48V31H46ZM183 30V31H182ZM210 30V31H209ZM243 30V31H242ZM43 31V32H42ZM88 31V32H87ZM95 31V32H94ZM171 31H172V33H171ZM204 31H206V32H204ZM210 33H208V32ZM260 31V32H259ZM14 32V33H13ZM38 32H40V33H38ZM55 32V33H54ZM179 34H178V33ZM184 32V33H183ZM213 32V33H212ZM217 32V33H216ZM253 32H255V33H253ZM259 32V33H258ZM35 33V34H34ZM45 33V34H44ZM87 33H88V35H87ZM92 33L94 34V35H92ZM95 33H98V37H97V34H95ZM184 35H183V34ZM188 33V34H187ZM206 35H205V34ZM215 33V34H214ZM220 34V36H218L219 34ZM256 33H258V34H256ZM16 34V35H15ZM40 34V35H39ZM44 34V35H43ZM52 34V35H51ZM54 34V35H53ZM56 34V35H55ZM172 34V35H171ZM174 34V35H173ZM177 34V35H176ZM190 34H191V36H190ZM212 34H213V36H212ZM226 34V35H225ZM58 35H60V36H58ZM86 35V36H85ZM181 35V36H180ZM216 35V37H214ZM260 35V36H261ZM32 36H34V37H32ZM44 36V37H43ZM70 36H72V37H70ZM95 36V37H94ZM174 37V39H173V37ZM190 36V37H189ZM213 37L212 39H211V37ZM12 37V38H11ZM37 37V38H36ZM51 37V38H50ZM89 40V41H87L86 40V38ZM207 37V38H206ZM226 37H228L227 39H224V38H226ZM31 38H33L32 40H31ZM43 38V39H42ZM48 38V39H47ZM179 38V39H180ZM15 39V40H14ZM27 39V40H26ZM50 39V40H49ZM60 39V40H59ZM163 39V40H164ZM175 39H177V40H175ZM180 39V40H181ZM195 39V38H194ZM193 39V40H194ZM203 39V40H202ZM20 40V41H19ZM26 40V41H25ZM48 40V41H47ZM58 40V41H57ZM94 40V41H93ZM95 40H97V41H95ZM202 40V41H201ZM214 40L216 41V42H214ZM7 41V42H6ZM8 41H10L9 43H8ZM17 41V42H16ZM29 41V42H28ZM32 41V42H31ZM55 41V42H54ZM66 41V42H65ZM92 41L94 42L93 44H91L92 43ZM172 41H174V42H172ZM205 41H206V43H205ZM209 41V42H208ZM26 42V43H25ZM61 42V43H60ZM65 42V43H64ZM71 42H72V44H71ZM82 42V43H81ZM84 42V43H83ZM91 42V43H90ZM201 42L203 43L204 42V46L203 45H201ZM226 42V43H225ZM7 43V44H6ZM19 43V44H18ZM21 43V44H20ZM33 45H32V44ZM42 43V44H41ZM164 43V44H163ZM169 43V44H168ZM192 43V42H191ZM211 43H212V45H211ZM216 44L215 45V47H214V44ZM222 43V44H221ZM37 44V45H36ZM44 44V45H43ZM80 44H83V45H85V46H81ZM98 44V45H97ZM163 44V45H162ZM167 44V45H166ZM205 44H206V46H205ZM209 44V45H208ZM224 44H226V45H224ZM5 45V46H4ZM14 45H16V46H14ZM18 45V46H17ZM26 45V46H25ZM42 45V46H41ZM47 45V46H46ZM69 45V46H68ZM89 45H91V48H90V46ZM92 45H94V46H92ZM100 45V46H99ZM208 45V46H207ZM211 45V46H210ZM4 46V47H3ZM13 46V47H12ZM28 46V47H27ZM89 46V47H88ZM163 46V48H161ZM221 46V47H220ZM39 49H38V48ZM44 47V48H43ZM63 47H64V49H63ZM71 47V48H70ZM87 47H88V49L89 50H87ZM94 47H99L98 49H96V48H94ZM160 49H159V48ZM169 49H171V50H169ZM173 47V48H172ZM205 47V48H204ZM208 47V48H207ZM214 47V48H213ZM7 48V49H6ZM11 48H13V49H11ZM15 48V49H14ZM30 48V49H29ZM35 48V49H34ZM40 48H41V50H40ZM47 48V49H46ZM54 48V49H53ZM62 48V49H61ZM85 49L86 50V53L84 52L85 50H83V49ZM94 48V49H93ZM157 48V49H156ZM10 49V50H9ZM21 49V50H20ZM32 49V50H31ZM45 49V50H44ZM49 49V50H48ZM91 49H92V52H91ZM96 49V50H95ZM206 49H207V51H206ZM223 49V48H222ZM13 50V51H12ZM23 50V51H22ZM43 50V51H42ZM54 50V51H53ZM60 50V51H59ZM66 50V51H65ZM93 50H94V52H96L97 51V54H95V53H93ZM101 50V51H100ZM162 50H164V51H162ZM2 51H5V52H2ZM7 51V52H6ZM60 53H59V52ZM61 51H62V53H61ZM72 51V52H71ZM90 51V52H89ZM166 51H169V52H166ZM16 52V53H15ZM23 52V53H22ZM28 52V53H27ZM35 52V53H34ZM157 52V53H156ZM160 54H159V53ZM161 52H162V54H161ZM16 55H15V54ZM26 53V54H25ZM31 53V54H30ZM91 53H93V54H91ZM165 53V54H164ZM46 54V55H45ZM56 54V55H55ZM98 54H100L101 56H104V57H101L100 55H98ZM204 54H206V53H204ZM222 54V53H221ZM251 56H250V55ZM18 55V56H17ZM43 55H44V57H43ZM50 55H52V56H50ZM91 55V56H90ZM94 55L95 56H100L101 58H99V57H95V58H99L100 60H102V61H100L99 59L98 60H96L95 58H94ZM253 55V56H252ZM31 56V57H30ZM38 56V57H37ZM42 56V57H41ZM54 56V57H53ZM56 56V57H55ZM64 56V57H63ZM153 56V57H152ZM157 58H156V57ZM166 56V57H165ZM169 58H168V57ZM34 57V58H33ZM46 57V58H45ZM52 57V58H51ZM66 57V58H65ZM72 57V58H71ZM172 57V59H170ZM256 57H257V59H258V61H257V59H256ZM18 58V59H17ZM32 58V59H31ZM60 58H62V59H60ZM88 58H90V62H89V59L87 60ZM157 60H156V59ZM174 58V59H173ZM253 58H255L254 60H253ZM10 61H9V60ZM13 61H12V60ZM16 59L18 60V61H16ZM35 59V60H34ZM52 59V60H51ZM57 59V60H56ZM93 59H95V62H94V60ZM148 59V60H147ZM163 59V60H162ZM201 59V60H200ZM251 59V60H250ZM20 60V61H19ZM25 60V61H24ZM46 60V61H45ZM49 60V61H48ZM69 60V61H68ZM154 60H155V62H154ZM172 60V61H171ZM204 60V61H203ZM4 61V62H3ZM15 61V62H14ZM40 61H44L43 63H41ZM70 61H71V63H70ZM84 61L86 62V63H84ZM89 63H88V62ZM98 61H100L97 65H95V63H97ZM158 61V62H157ZM174 61L176 62V63H174ZM198 61V62H197ZM11 62V63H10ZM32 62V63H31ZM48 62V63H47ZM52 62V63H51ZM57 62H59V63H57ZM62 62L64 63V64H62ZM91 62H92V64H91ZM94 62V63H93ZM140 62H138V63H140ZM157 62V63H156ZM197 62V63H196ZM201 62V63H200ZM218 64L220 63V62H218V61H216ZM61 63V64H60ZM68 63H70V64H68ZM100 63H101V66H100ZM149 63H150V65H149ZM156 63V64H155ZM162 63V64H161ZM165 63H167V64H165ZM250 63V64H249ZM259 63V64H258ZM3 64V65H2ZM24 64V65H23ZM37 64V65H36ZM58 64V65H57ZM67 64V65H66ZM86 64H89V68L91 67L92 68V70L91 69H89L88 68V66H86ZM90 64H91V66H90ZM103 64V65H102ZM169 64H171V65H169ZM173 64H175L174 66H173ZM182 64V65H181ZM210 64H213L214 65V67L215 68H217L216 69V71H218V73H216V71H214V72H210L211 74H212V76H211V74L209 73V72H204V70H205V68L208 66V65H210ZM261 64H263V66L261 65ZM57 66V67H55V66ZM62 66V65H65V66H62V67H60V66ZM70 65H72V67L70 66ZM146 65H147V67H146ZM159 65V66H158ZM163 65V66H162ZM169 67H168V66ZM187 65V66H186ZM190 65V66H189ZM204 66V67H201V66ZM253 65H255V66H253ZM68 66V67H67ZM80 66V67H79ZM100 66V67H99ZM152 66V67H151ZM154 66V67H153ZM172 66V67H171ZM193 66V67H192ZM261 68H260V67ZM6 67V68H5ZM7 67H9V68H7ZM50 67H51V69H50ZM68 68V71H66V69ZM71 67V68H70ZM102 67V68H101ZM149 67V68H148ZM186 67H189V70H188V68H186ZM198 67V68H197ZM200 67V68H199ZM174 69V71L173 70H171V69ZM175 68H177V69H175ZM178 68H179V70H178ZM183 68H186L187 70H188V74L190 75H180L181 74V69H183ZM196 69V70H194V69ZM203 68H204V70H203ZM256 68V69H255ZM42 69V70H41ZM72 71H71V70ZM96 69V70H95ZM101 69H103V70H101ZM104 69H105V71H104ZM156 69V70H155ZM159 69H160V71H159ZM164 69V70H163ZM167 69V70H166ZM255 69V70H254ZM25 70V71H24ZM36 70V71H35ZM40 70V71H39ZM45 72H44V71ZM79 70V71H78ZM198 70L200 71V72H198ZM201 70L203 71V72H201ZM30 71V72H29ZM49 71V72H48ZM85 71V72H84ZM88 71H90V73H88ZM93 71V72H92ZM159 71V72H158ZM165 71H166V74H165ZM174 72L173 74L171 73V72ZM186 71V70H185ZM184 71V72H185ZM259 71V72H258ZM24 72V73H23ZM87 72V73H86ZM100 72V73H99ZM104 72V73H103ZM153 72V73H152ZM155 72H156V74H155ZM178 72H180V73H178ZM183 72V73H184ZM14 73H16V74H14ZM19 73V74H18ZM97 73V74H96ZM106 73V74H105ZM186 73V72H185ZM184 73V74H185ZM200 73V74H199ZM261 73V74H260ZM43 74V75H42ZM51 74V75H50ZM86 74V75H85ZM139 74H140V72H139ZM139 74H137V75H139ZM168 74H170V75H168ZM198 74V75H197ZM223 74V75H222ZM259 74V75H258ZM31 75V76H30ZM37 75V76H36ZM40 75V76H39ZM82 75V76H83ZM97 75V76H96ZM102 75H103V77H102ZM158 75V76H157ZM161 75V76H160ZM176 75V76H175ZM178 75H180V76H178ZM192 75V76H191ZM256 75V76H255ZM14 76V77H13ZM16 76V77H15ZM19 76V77H18ZM23 76V77H22ZM101 76V77H100ZM129 76V77H128ZM152 76H155V77H152ZM165 76V77H164ZM178 76V77H177ZM185 76H187V78L185 77ZM223 76V78L224 79H222L221 77ZM31 77H33L34 79H32ZM48 77V78H47ZM93 77V78H92ZM114 77H115V79H114ZM150 79H149V78ZM162 78V77H164V79L162 78V79H160V78ZM170 77H172V78H174V77H176L177 78V80L181 83V84H185V85H183V86H185L186 87V85L188 86H190L191 87V85L193 86L194 84H196V85H194V87H192L193 88V90L191 91V93H190V91L188 90L189 88L188 87H186L185 89H186V91H185V89L183 88V90L182 89H180L181 90V92H180V90H176V88H174V89H170V90H167L168 89V87L169 86H167L166 84H167V82H166V84H165V81H169V80H171L172 78H170ZM180 77V78H179ZM240 77H242V76H240ZM253 77V78H252ZM13 78V79H12ZM38 78V79H37ZM95 78V79H94ZM110 78V79H109ZM112 78V79H111ZM119 80H118V79ZM152 78H154V79H152ZM155 78H157L158 80H156ZM245 78V79H244ZM258 78V79H257ZM40 79V80H39ZM50 79H52L53 81H50ZM68 79V80H67ZM87 79H89V80H87ZM92 79V80H91ZM126 79H127V81H126ZM168 79V80H167ZM253 79V80H252ZM255 79V80H254ZM263 81V83L261 82V80ZM115 80H116V82H115ZM120 81V82H118V81ZM161 80H162V82H161ZM163 80H165V81H163ZM228 80V81H227ZM252 80V81H251ZM28 81V82H27ZM41 81V82H42ZM65 81V82H64ZM69 83H68V82ZM89 83L88 84V86L90 85V87H87V82ZM92 81V82H91ZM114 81V82H113ZM150 81V82H149ZM155 81H157V82H155ZM21 82V81H20ZM29 82H31L30 84H29ZM32 82H34V84H32ZM49 82V83H48ZM50 82H52V83H50ZM84 82H86V83H84ZM107 82V83H106ZM109 82V83H108ZM154 82V83H153ZM159 82H161V83H159ZM183 82V83H182ZM241 82V83H240ZM72 84V85H70L69 86V84ZM91 83V84H90ZM105 83V84H104ZM131 83V84H130ZM147 83V84H146ZM163 83V84H162ZM243 83V84H242ZM246 83V84H245ZM262 83V84H261ZM75 86H74V85ZM82 84V85H81ZM108 84V85H107ZM120 84V85H119ZM136 83H135V86L132 88V89H135L137 86ZM149 84V85H148ZM162 84V85H161ZM214 84V85H213ZM257 84H258V86H257ZM54 85V84H53ZM94 85V86H93ZM113 85V86H112ZM147 85V86H146ZM158 85V86H157ZM164 85V86H163ZM208 85H210V87L208 86ZM217 85V86H216ZM254 85H256V86H254ZM263 85V86H262ZM21 86V85H20ZM20 86L19 85H15V87H13V89H11L10 90V93L12 94V95H16V94H18L19 92H20ZM52 86V85H51ZM68 86V87H67ZM71 86H73V87H71ZM93 86V87H92ZM104 86H106V87H104ZM195 86H197V87H201L202 89H201V91L199 90V88H197V90H199V93H198V91L196 92V88H195ZM205 86V87H204ZM223 86H225V87H223ZM21 87H23V85L21 86ZM69 87H70V89H69ZM74 87H76V88H74ZM110 87V88H109ZM118 87V88H117ZM157 87V88H156ZM214 87V88H213ZM217 87V88H216ZM221 87V88H220ZM254 87V88H253ZM257 87L258 88H260V89H258L257 90ZM78 88V89H77ZM106 88V89H105ZM109 88V89H108ZM116 88V89H115ZM149 88V89H148ZM160 88V89H159ZM188 88V89H187ZM191 88V89H192ZM213 88V89H212ZM251 88V89H250ZM64 89V90H63ZM73 89V90H72ZM81 89H83L82 91H81ZM154 89V90H153ZM207 89V90H206ZM211 89V90H210ZM221 89V90H220ZM70 90V91H69ZM72 90V91H71ZM85 90V91H84ZM103 90H104V92H103ZM106 90V91H105ZM122 90V91H121ZM126 90V91H125ZM147 90V91H146ZM255 90H256V92H255ZM64 94H60L61 92ZM64 91L66 92V93H64ZM99 91V92H98ZM145 91V92H144ZM155 91V92H154ZM164 91H167L166 93H163ZM185 91V92H184ZM221 91V92H220ZM228 91V92H227ZM229 91H230V93H229ZM236 91V92H235ZM247 91V92H246ZM68 92H70L69 93V95H68ZM73 92V93H72ZM84 92V93H83ZM110 92V94H108ZM121 92H123L122 94H121ZM150 92V93H149ZM158 92H160V94L158 93ZM162 92V93H161ZM187 92V93H186ZM264 91H262V93H263ZM116 93V94H115ZM119 93V94H118ZM157 93H158V95H159V97H158V95H157ZM190 93V95L192 94V95H196V93H198V95L197 96H200L201 98L202 97H204V99H209V100H211L212 102H214L215 103V105L216 104H218L217 106H222L221 108H220V112H219V115H222L223 117V119L225 118L226 120H220V119H222L221 117H219L218 116V121H220V122H218L217 121V118L215 117V119L213 118V122L215 121V123L216 124H218V125H216L215 123H213L212 121H211V124L213 123L214 125H210V126H208V127H206V128H208V129H212L214 126H216V128L214 127V130H213V132H215L214 133V135L212 134V136H211V134H207V135H204V136H202V137H195V138H192L190 135H188L187 133H186V131L188 132V130L190 131L191 130V128H194L195 127V121L194 120H196L195 118H194V120H193V118L192 117H196L195 116V113L193 114L190 110H189V108H190V106L188 105L189 103H188V100L187 99H190V98H187V96L188 97H191L190 95H188ZM195 93V94H194ZM212 93V94H211ZM216 93V94H215ZM220 95H219V94ZM242 93V94H241ZM254 93H256V94H254ZM80 94H81V96H80ZM97 94V95H96ZM115 94V95H114ZM153 94V95H152ZM163 94H165V96L163 95ZM168 94V96H167V99H165L166 98V95ZM187 95L186 97H183V95ZM224 94V95H223ZM93 95V96H92ZM96 97H95V96ZM118 95H120L119 97H118ZM127 95H128V97H127ZM163 97H162V96ZM184 95V96H185ZM203 95V96H202ZM206 95V96H205ZM208 95V96H207ZM222 95V96H221ZM241 95V96H240ZM114 96V97H113ZM121 96H123V98L121 97ZM126 96V97H125ZM161 96V97H160ZM170 96V97H169ZM210 96V97H209ZM215 96V97H214ZM217 96L219 97V98H217ZM233 96V97H232ZM254 96V97H253ZM58 97H60V98H58ZM75 97V98H74ZM81 97V98H80ZM110 97V98H109ZM181 99H180V98ZM205 97H207V98H205ZM222 97V98H221ZM231 97V98H230ZM94 98H95V100H94ZM102 98V99H101ZM114 98V99H113ZM138 98V99H137ZM145 98V99H144ZM223 98H224V100L226 101H224L223 100ZM226 98H227V100H226ZM54 99V100H53ZM97 99V100H96ZM124 99V100H123ZM141 99H143L144 100V102H142V103H140V101H141ZM153 99L155 100L154 102H153ZM162 99V100H161ZM165 99V100H164ZM177 99V100H176ZM183 99H184V101H183ZM185 99H186V101H185ZM218 99V100H217ZM231 101H230V100ZM53 100V101H52ZM75 100V101H74ZM80 100V101H79ZM118 100V101H117ZM146 100V101H145ZM163 100H164V102H163ZM168 100V101H167ZM172 100V101H171ZM182 100V101H181ZM82 101V102H81ZM96 101V102H95ZM128 103L127 104V106L128 105H130L128 108H127V106H126V102ZM132 101V102H131ZM136 101H138L139 103H137ZM160 101V102H159ZM163 102V104H162V102ZM167 101V102H166ZM170 101H171V103H170ZM229 101V102H228ZM79 102V103H78ZM99 102V103H98ZM102 102V103H101ZM118 102L122 105V107H121V105H120V108H119V104H118ZM166 102V103H165ZM175 102V103H174ZM179 102V103H178ZM218 102V103H217ZM54 103V104H53ZM86 103V104H85ZM91 103V104H90ZM113 103V104H112ZM130 103V104H129ZM132 103H134L133 105H134V107H133V105H132V111H130V109H131V104ZM144 103V104H143ZM159 103H161V105L159 104ZM170 103V104H169ZM71 104V105H70ZM137 104L139 105V106H137ZM143 104V105H142ZM158 105V107L157 106H155V105ZM167 104V105H166ZM168 104H169V107H168ZM227 104V105H226ZM57 105V106H56ZM79 105V106H78ZM86 105H89V107L88 106H86ZM91 105V106H90ZM115 105V106H114ZM176 105H178L177 106V108L175 107ZM55 106V107H54ZM77 106V107H76ZM101 106V107H100ZM113 106H114V108H113ZM123 106H126V107H124L123 108ZM187 106H189V107H187ZM225 106V107H224ZM99 107V108H98ZM118 109H117V108ZM224 107V108H223ZM103 108V109H102ZM121 108L122 109H124L123 111L121 110ZM146 108V109H145ZM225 108H226V110H225ZM14 109H16V108H14ZM89 109V110H88ZM98 109H99V111H98ZM109 109V110H108ZM134 109H137V111L135 110L134 111ZM156 109V110H155ZM228 109V110H227ZM255 111H254V110ZM261 109H263V110H261ZM55 110V111H54ZM73 110V111H72ZM101 110V111H100ZM128 110L130 111V112H128ZM225 110V111H224ZM238 110H239V112H238ZM257 110V111H256ZM91 112V113H93V115H91V113H88V112ZM95 111V112H94ZM118 111H119V113H118ZM120 111H121V113H120ZM124 111H126L127 112V114H126V112H124ZM182 111V112H183ZM223 111V112H222ZM229 112V113H227V112ZM253 111V112H252ZM260 111V112H259ZM262 111V112H261ZM82 112H83V114H82ZM113 112V113H112ZM227 114H229L228 116L229 117H227V115H225L226 113ZM231 112H232V114H231ZM249 112V113H248ZM251 112V113H250ZM77 113H78V115H77ZM100 113V114H99ZM107 115H105V114ZM118 113V114H117ZM192 113V115H190ZM220 113H222V114H220ZM236 113V114H235ZM255 113H256V115H255ZM89 116V118H87V120L85 119L87 116ZM95 114V115H94ZM117 116V117H115V115ZM122 115L121 117L119 116V115ZM137 114V115H136ZM224 114V115H223ZM238 114V115H237ZM253 114V115H252ZM49 115V116H48ZM73 115H75V116H73ZM126 115V116H125ZM137 117H136V116ZM3 116V117H2ZM192 116V117H191ZM225 116V117H224ZM232 116V117H231ZM235 116V117H234ZM236 116H237V118H236ZM240 118H239V117ZM243 118H242V117ZM246 116V117H245ZM252 116V117H251ZM255 116V118H256V116L257 117H259L260 118V120L258 119V121H260V122H258V123H254V126L253 127H249V128H236V129H234L236 126V124H238V122H237V120L239 121L240 119V121L241 122H246V121H249V120H251V119H253V117ZM82 117V118H81ZM93 117V118H92ZM101 117V118H100ZM114 117V118H113ZM124 117H123V120H125V122H128V121H126L127 119L125 118L124 119ZM176 117H178V118H176ZM250 117V118H249ZM80 118H81V120H80ZM180 118L182 119V120H184V121H182V120H180ZM190 118V119H189ZM233 118V119H232ZM239 118V119H238ZM10 119V120H9ZM84 119V120H83ZM95 121H94V120ZM173 119V120H172ZM186 119V120H185ZM188 119V120H187ZM231 119V120H230ZM235 119V120H234ZM246 119V120H245ZM263 119V120H262ZM19 120H20V122H19ZM46 121V123L45 122H43V121ZM192 120V122H190L189 123V121H191ZM229 120V121H228ZM243 120V121H242ZM14 121V122H13ZM84 121V122H83ZM99 121V122H100ZM135 120L133 121V122H136ZM167 121V122H166ZM179 121V122H178ZM183 123H182V122ZM187 121V122H186ZM194 121V122H193ZM217 121V122H216ZM222 121H224V123L222 122ZM225 121H227L228 123H226ZM233 122V124H232V122ZM27 122H29V123H27ZM108 122V123H109ZM186 122V123H185ZM223 124H222V123ZM231 122V123H230ZM41 123V124H40ZM55 123V124H54ZM58 123V124H57ZM168 123H169V125H168ZM171 123H174L173 125L171 124ZM175 123H176V126H175ZM177 123H179V124H177ZM221 123V124H220ZM227 125H226V124ZM230 123V124H229ZM31 124V125H30ZM184 124V125H183ZM194 124V127L192 126V125ZM262 124V125H261ZM15 127H14V126ZM18 125H19V127H18ZM55 126V128H54V126ZM57 125V126H56ZM179 125V126H178ZM186 125V126H185ZM192 127H191V126ZM224 125V126H223ZM230 125H234L233 127L231 126V128L233 129H231V131L229 132V130H227V128H225V127H227L228 126V128L230 127ZM46 126V127H45ZM62 126V127H61ZM105 126V125H104ZM175 126V127H174ZM190 128V129H188V127ZM213 126V127H212ZM220 126V127H219ZM13 127V128H12ZM37 127V128H36ZM50 127V128H49ZM117 127V128H116ZM179 127V128H178ZM184 128V130H183V128ZM210 127V128H209ZM65 128V129H64ZM141 128H140V130H141ZM151 128H153V130H151ZM172 128V129H171ZM185 128H186V131H185ZM221 128V129H220ZM225 128V129H224ZM52 129V130H51ZM143 129H145V130H143ZM188 129V130H187ZM224 131H223V130ZM262 131H261V130ZM24 130V131H23ZM64 131V133L63 134H61V131ZM117 130V131H116ZM150 130V132H151V134L148 132ZM165 130V131H164ZM172 130H174V132L172 131ZM177 130V131H176ZM180 132H179V131ZM244 130V131H243ZM247 130V131H246ZM260 130V131H259ZM113 133H112V132ZM171 131V132H170ZM183 131V132H182ZM218 131V132H217ZM182 132V133H181ZM233 132V133H232ZM262 132V133H261ZM60 133V134H59ZM149 133V134H148ZM165 133H168V134H165ZM218 133V134H217ZM230 133H231V135L233 136V135H235L234 137H231L230 136ZM155 134V135H156ZM162 134V135H161ZM227 134V135H226ZM13 135V136H12ZM59 135V136H58ZM115 135V136H116ZM154 135V136H155ZM165 136V138H162V137H164ZM167 135V136H166ZM175 135V136H174ZM183 135V136H182ZM187 135H188V137H187ZM177 137V139L175 138H171V137ZM208 136V137H207ZM225 136L227 137V138H225ZM109 137V136H108ZM108 137H105L102 141H103V145H108L109 144V139L110 138H108ZM118 137V141H122L123 140V138H125V137H123L122 139L120 138V136L118 135L117 136ZM140 137L141 139H138V138ZM169 137V139H167ZM207 137V138H206ZM156 139V136L155 137H153L152 139ZM170 138H171V140H170ZM179 138V139H178ZM201 138V139H200ZM214 138V139H213ZM225 138V139H224ZM49 139V140H48ZM107 139V140H106ZM131 139V138H130ZM164 139H165V141H164ZM185 139V140H184ZM191 139V140H190ZM197 139H198V142H197ZM211 141H210V140ZM216 139V140H215ZM222 139H224V140H222ZM260 139V140H261ZM29 140H31V141H29ZM131 140H133V141H143L144 140V137L143 136H134ZM162 140V141H161ZM170 140V143L168 142V141ZM174 140V141H173ZM178 140V141H177ZM181 140H183V141H181ZM200 140V141H199ZM24 141H26V142H24ZM29 141V142H28ZM165 142V144H162V142ZM175 141L176 142H179V143H182V145H179V143H175ZM188 143H187V142ZM205 141H207V142H205ZM210 141V142H209ZM214 141H215V143L217 144V146H216V144L214 143ZM227 141V140H226ZM21 142H23L25 145H23V144H21ZM32 144H31V143ZM163 142V143H164ZM166 142H168V143H166ZM172 142V143H171ZM184 142H185V144H184ZM194 142V143H193ZM208 142H209V144H208ZM213 142V143H212ZM222 142V143H221ZM28 143L30 144V145H28ZM191 143V144H190ZM200 143V144H199ZM205 143V144H204ZM219 143V144H218ZM222 145H221V144ZM224 143V144H223ZM33 144H34V146H33ZM38 144L40 145V146H38ZM161 144H162V146H161ZM169 144V145H168ZM171 144H172V146H171ZM174 144V145H173ZM178 144V145H177ZM197 144V145H196ZM202 144V145H201ZM211 144H215V147L214 146H212V147H210V145ZM3 145V146H2ZM16 145V146H17ZM25 146V148H26V150H25V148L23 147V146ZM164 145V146H163ZM166 145V146H165ZM186 146V147H183V146ZM189 145V146H188ZM205 145V146H204ZM224 145V146H223ZM6 146H8V147H6ZM22 146V147H21ZM44 146V147H43ZM81 146V151H80V149H79V151H78V149L76 148V146H74V147H72V149L74 148V150H76L75 152L78 154V155H82L83 153H84V155L87 153V149H86V146H84V145H80ZM79 146V147H80ZM174 146V147H173ZM180 146V147H179ZM193 146H194V148H193ZM204 146V147H203ZM254 147V148H252V147ZM32 147V148H31ZM40 147V148H39ZM77 147H78V145H77ZM78 147V148H79ZM161 147H162V149H161ZM168 147H170V148H168ZM191 149H190V148ZM207 147V148H206ZM231 147H233V148H231ZM235 147V148H234ZM255 147L257 148L258 147V149H255ZM260 147V148H259ZM84 148V149H83ZM156 148V149H155ZM193 148V149H192ZM201 150H200V149ZM208 148H209V150H208ZM237 148V149H236ZM168 149H170V150H168ZM172 149V150H171ZM185 149V150H184ZM221 149V150H220ZM30 151V150H33V151H31V152H29V153H31V154H33V158H28L27 156H28V152H26V151ZM43 152H42V151ZM86 150V153L85 152H83V151H85ZM175 150H176V152H177V150H179L177 153L175 152ZM194 150V151H193ZM217 150H218V152H217ZM223 150V151H222ZM227 150H229V151H227ZM251 150V151H250ZM45 151V152H44ZM150 151H152V152H154V153H152V154H154V155H156V157L158 158V156H159V159L161 158L160 156L161 155H163L162 157L163 158H161L160 160H159V163L161 162V164H159L158 166H156L157 165V163L154 165V164H152V165H150L151 163H149V161H147L148 159L145 157V156H147V152H148V155H150L149 153H150ZM159 151V152H158ZM174 151V152H173ZM187 151V152H186ZM192 153H191V152ZM198 151V152H197ZM200 151H202V152H200ZM245 151H249V154H247V153H245ZM35 152H37L36 154L38 155V153H39V155H38V157H37V155H35L34 153ZM82 153V154H80V153ZM166 152V153H165ZM169 152L172 154L171 156H169L170 154H169ZM210 152V153H209ZM222 152H224V153H222ZM255 152L253 153V154H255ZM260 152V153H261ZM264 152V151H263ZM25 153V154H24ZM50 153V154H49ZM75 153V154H76ZM156 153V154H155ZM199 153V154H198ZM216 153H213V154H216ZM259 153V152H258ZM142 154V155H141ZM184 154V155H183ZM246 154V155H245ZM253 154H251V155H253ZM153 155V156H154ZM166 155V156H165ZM185 155H187L186 157H188V158H185ZM193 157H192V156ZM196 155V156H195ZM198 155H200V156H198ZM225 155V156H226ZM245 155V156H244ZM40 156V157H39ZM184 156V157H183ZM225 156H224V158H225ZM227 156H226V158H227ZM242 156V157H241ZM3 157V158H2ZM4 157H5V159H4ZM19 157V158H18ZM36 157V159H34ZM136 157V158H137ZM169 157V158H168ZM180 157V158H181ZM27 158V159H26ZM38 158H40V159H38ZM42 158H43V160H42ZM105 158H108V156L107 157H105L104 156V159L102 160L103 161V164H105V165H101V162L102 161H100L99 163H100V165H97V164H99L98 162H94V166H93V162H92V164H90V166H86V168H88V169H90L91 171H92V169L96 166H101L102 168H103V170L105 169H107V167L109 166V161H108V159H106V163H104V161H105ZM168 158V159H167ZM26 159V160H25ZM36 160V161H34V163H32L33 162V160ZM147 159V160H146ZM162 159H163V161H162ZM185 159V160H184ZM192 159V160H191ZM20 160V161H19ZM40 160V161H39ZM41 160L43 161V162H41ZM47 160V161H46ZM121 160V162H123V160L125 161L126 159H124L123 158V160L122 159H120ZM181 160V161H182ZM193 161V162H189V161ZM197 160V161H196ZM22 161V162H21ZM146 161V162H145ZM13 162H15V164L13 163ZM108 162V163H107ZM250 161H246V165L244 164V162L242 163V164H244L245 165V167H244V169L246 168V166H248V168H246L245 170H250L249 169V165H250V167H251V162L249 163ZM8 163H10V165L8 164ZM19 163V164H18ZM96 163V164H95ZM192 163V164H191ZM198 163V164H197ZM146 164H148L149 165V167H148V165H147V167H146ZM198 166H197V165ZM249 164V165H248ZM18 165H20V166H18ZM28 165V166H27ZM50 165V166H49ZM93 167H92V166ZM179 167H178V166ZM187 165V166H186ZM188 165H190V167L188 166ZM260 165V166H259ZM264 160L263 161H261L259 164H257V166H258V168L259 169H264ZM4 166H5V168H4ZM106 166V167H105ZM151 166H154L153 168H151ZM156 166V167H155ZM256 166V167H257ZM13 167L14 168V170L13 171H11L10 172V170H11V168ZM16 167V168H15ZM17 167H19V168H17ZM22 167V168H21ZM30 167H32V168H30ZM37 167V168H36ZM43 167V168H42ZM97 167V168H98ZM185 167V168H184ZM47 168V169H46ZM97 168H95V170L97 169ZM16 169V170H15ZM17 169H19V171L17 170ZM24 169V170H23ZM32 169V170H31ZM150 169L152 170V171H150ZM9 170V171H8ZM45 170H47V171H45ZM48 170H49V172H48ZM18 172L17 174L15 173V172ZM26 171V172H25ZM30 171V172H29ZM128 171H129V169H128ZM133 171V170H132ZM20 172V173H19ZM144 172H147L146 174H144ZM150 172V173H149ZM181 172V171H180ZM6 173V174H5ZM10 173V174H9ZM13 173H15V174H13ZM124 173H125V171H124ZM124 173H121V171H120V175H125ZM4 174H5V176H4ZM19 174V175H18ZM142 175V176H141ZM151 175H152V177H151ZM199 175V174H198ZM197 174H196V176H198ZM144 176H145V178H144ZM194 176V175H193ZM124 177V176H123ZM148 179H147V178ZM143 179H145V180H143ZM151 179V180H150ZM153 179V180H152ZM140 180H138V185H136V186H138L139 188H141V186L142 185H140L141 183L139 182ZM133 181V180H132ZM146 181H147V183H146ZM150 183H149V182ZM134 182V181H133ZM137 181H135V183H136ZM144 182H145V184H144ZM244 182V183H243ZM243 183V184H242ZM246 183H248V181L246 180H244V181H242L241 183H239V186L237 185L236 187H234L235 189H244V190H248L249 189V187H250V185H251V183H249L248 185L246 184ZM150 184H152V185H150ZM146 185V186H145ZM242 185H243V187H242ZM246 185V186H245ZM246 189H245V188ZM141 188V189H142ZM239 189H238V191H239ZM145 190V189H144ZM149 192H150V194H149ZM242 194V193H241ZM148 195H150V196H148ZM148 203V202H147ZM9 208H7V207H5V208H7V209H5V208H3L2 206H0V229H2V228H5L6 227V225L7 224H10L9 222H13V221H18V222H20V220H21V218H22V215H21V210H22V208H23V206H21L20 204H15V205H13V206H8ZM27 221L28 222H30L31 224H33V223H36V222H38V215H37V212L36 211H34L33 209H31V210H29L28 212H27ZM50 217L49 216H47V217H45L44 219H42L41 221H40V223L42 224L41 225V227L39 228V233H44V230L47 228V225L48 224H50ZM106 253V252H105ZM104 253V254H105ZM111 253H112V258L114 259V260H112V259H110L109 257H111L110 255H111ZM104 254L102 255L103 257L101 258V259H99V260H96V259H98V258H96L95 256H93V258L95 257V259H94V261H97V262H99L100 260H102L103 259V262L101 261V262H99V263H103V264H123V260H122V258H119V259H116V258H114L113 257V252L111 251H109V255L107 254H105L106 256H104ZM106 257V258H105ZM120 259L122 260V261H120ZM119 260V261H118ZM109 261V262H108ZM117 261H118V263H117ZM97 262H95V264H98Z\"/></svg>", "mask_w": 264, "mask_h": 264}, {"label": "water", "instance_id": "3", "mask_svg": "<svg viewBox=\"0 0 264 264\" xmlns=\"http://www.w3.org/2000/svg\"><path fill=\"white\" fill-rule=\"evenodd\" d=\"M2 238H4V236L0 233V239H2ZM39 248L42 250V252L47 257V259L51 262V264H59L48 252H46L44 250V248L42 246H39ZM10 249L16 251L18 254H21L18 250L14 249L12 247ZM0 250H2V249H0Z\"/></svg>", "mask_w": 264, "mask_h": 264}]
</instances>
